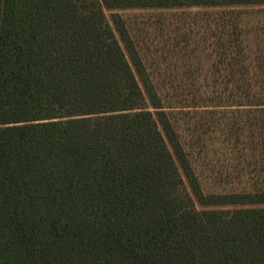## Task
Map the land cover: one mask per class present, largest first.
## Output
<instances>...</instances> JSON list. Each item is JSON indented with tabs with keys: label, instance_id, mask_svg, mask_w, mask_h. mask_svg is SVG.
<instances>
[{
	"label": "trees",
	"instance_id": "1",
	"mask_svg": "<svg viewBox=\"0 0 264 264\" xmlns=\"http://www.w3.org/2000/svg\"><path fill=\"white\" fill-rule=\"evenodd\" d=\"M263 6L0 0V264H264Z\"/></svg>",
	"mask_w": 264,
	"mask_h": 264
},
{
	"label": "rangeland",
	"instance_id": "2",
	"mask_svg": "<svg viewBox=\"0 0 264 264\" xmlns=\"http://www.w3.org/2000/svg\"><path fill=\"white\" fill-rule=\"evenodd\" d=\"M257 11L254 12L255 14L253 16L254 22L259 23V25L264 24V6L263 7H256ZM219 13L218 9H187V10H147V9H137V10H121L120 14L123 16V18L131 25H133L134 29L136 28L139 30H136V37L138 35H145V39L151 40L155 35H161L160 33H153L150 29L151 25H160L163 28L162 35H165L164 38L168 35L173 36L175 34V31L171 28H168L166 25H187L190 23V20L195 17L198 19L203 18L205 19L208 17L209 14H216ZM249 14V11L247 12ZM106 16L110 17V12L106 11ZM204 21V20H203ZM203 21L198 22V24H202ZM143 29V30H142ZM204 30H200L198 32V35L204 33ZM206 33V32H205ZM157 38V37H156ZM159 39V38H157ZM147 47L151 44L150 41L143 42V44ZM155 43V42H153ZM158 46V48L162 47V44H155ZM153 52V50H150V53ZM198 169L203 173V176H207V172H205V168L203 166H200V163L198 164ZM211 180V178H210ZM228 181H232V179H229Z\"/></svg>",
	"mask_w": 264,
	"mask_h": 264
}]
</instances>
